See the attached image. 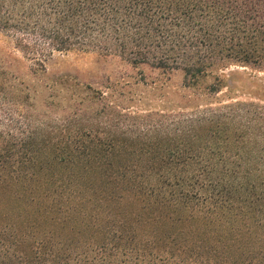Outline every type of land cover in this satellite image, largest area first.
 I'll return each mask as SVG.
<instances>
[{"label": "trees", "instance_id": "1", "mask_svg": "<svg viewBox=\"0 0 264 264\" xmlns=\"http://www.w3.org/2000/svg\"><path fill=\"white\" fill-rule=\"evenodd\" d=\"M0 32L35 73L69 50L211 77L209 95L264 72V0H0ZM16 78L0 65V264H264V106L56 137L17 113Z\"/></svg>", "mask_w": 264, "mask_h": 264}, {"label": "rangeland", "instance_id": "2", "mask_svg": "<svg viewBox=\"0 0 264 264\" xmlns=\"http://www.w3.org/2000/svg\"><path fill=\"white\" fill-rule=\"evenodd\" d=\"M0 65L29 87V100L16 106L17 113L32 119L43 133L47 126L54 127L56 137H63L60 130L66 123L73 124L68 137L78 129L93 130L91 139L106 141L113 135L121 137L120 129L132 125L133 129H154L153 136L163 121L172 128L180 118L190 119L200 110L214 114L221 107L247 101L264 106V72L245 67L225 70V74L239 73L231 75L232 86L212 95L206 89L211 77L189 87L181 70L168 73L149 65L134 66L121 56L98 51H56L46 70L35 73L31 60L2 32ZM238 141L230 142L229 154H235L231 159L243 155L245 159L244 146L250 140ZM198 144L204 145V138ZM263 166L261 161L255 164L262 173Z\"/></svg>", "mask_w": 264, "mask_h": 264}]
</instances>
